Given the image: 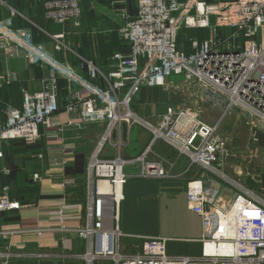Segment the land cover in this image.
<instances>
[{
    "label": "built area",
    "instance_id": "obj_1",
    "mask_svg": "<svg viewBox=\"0 0 264 264\" xmlns=\"http://www.w3.org/2000/svg\"><path fill=\"white\" fill-rule=\"evenodd\" d=\"M79 1L42 0L44 17L58 24L77 20ZM121 12L124 22L117 35L128 51L113 52L105 72L89 60L71 65L57 59L45 45L33 42L26 29L0 19V50L8 57L22 55L31 65L46 66L53 73L44 79L42 90L22 93L21 107L5 104L0 109V158L6 143H35L43 137L42 129L59 133L93 124L101 130L87 155L88 195L82 211L72 212L80 208L61 198L55 226L34 231L39 236L73 233L85 242L86 250L69 257L84 259L86 264H264V200L246 188L224 200L220 188L210 183L211 175H225L219 167L228 155V144L219 131L220 118L209 124L200 116L203 103L210 101L214 108L223 103L222 115L239 110L250 117L253 142H259L264 133V0H136L135 15ZM183 29H205L208 35L202 40L190 37L186 51L178 42ZM51 38L63 45V34ZM170 76L181 77L180 87L174 89L187 87L195 102L170 106L155 122L133 111L132 101L142 87L167 86ZM55 77L67 85L63 106L57 100ZM12 78L7 72L0 73V88ZM122 124L148 130L149 144L132 158L101 157L112 132ZM159 140L176 151L174 160L159 155L149 159ZM259 155L264 160V153ZM181 156L187 158L188 168L199 166L210 175L208 180L202 172L186 182L187 206L202 222V249L195 256L169 254L165 237L128 235L118 226L119 203L128 178L124 167L139 164L141 178H173L172 169ZM40 177L34 173L32 180ZM64 182L73 184L74 180L67 177ZM18 208L20 203L9 199L6 191L0 194V214ZM0 234L9 236L7 230ZM121 238L140 239L139 248L122 251ZM206 246L213 251L207 252ZM8 247L0 250V264L27 256Z\"/></svg>",
    "mask_w": 264,
    "mask_h": 264
},
{
    "label": "crops",
    "instance_id": "obj_2",
    "mask_svg": "<svg viewBox=\"0 0 264 264\" xmlns=\"http://www.w3.org/2000/svg\"><path fill=\"white\" fill-rule=\"evenodd\" d=\"M79 3V19L58 24L45 19L42 0H0V19L6 20L9 26L26 29L33 42L45 45L57 59L71 65L78 64L80 59L89 60L105 72L113 52L128 51L127 47L119 44L116 28L124 22L122 9L127 15L136 12V0H124L122 9H119L120 5H114V0H80ZM57 33L63 34V45L56 44L51 38ZM190 34V37L200 40L207 36L205 29L192 30ZM3 72L13 78L0 88V109L5 104L21 107L22 93L42 90L44 79L53 74L46 66L31 65L22 55L8 57L0 50V73ZM83 73H86L85 69ZM55 82L57 100L63 106L68 93L67 85L61 77H55ZM180 84L179 76H170L167 86L142 87L132 101L133 111L152 122L157 121L168 107L180 106L186 99H191L193 93H187V87L184 91L174 89ZM206 107L209 121L202 118L203 113L201 119L213 124L218 120L220 109ZM219 129L222 132L220 124ZM41 132L43 137L35 143L14 140L3 146L0 194L6 191L9 199L20 203V208L0 214V233L55 226L56 209L61 198L80 208L72 209V212H81L87 199V155L101 130L90 124L80 130L71 127L59 133L55 129H42ZM58 136L63 138L62 142ZM150 139L148 130L122 124L112 132L111 143L103 147L101 157L109 158L117 154L124 159L135 157L147 147ZM259 143L264 145V133H260ZM152 152L154 154H150L149 159L156 155L166 159L175 156L174 149L160 140L154 143ZM187 166V158L181 156L172 169L175 177L148 179L138 176L139 164L124 167L128 178L122 189L123 199L118 212V226L124 234L162 236L167 239V253L200 255L202 222L187 206L186 182L200 175L203 169ZM34 173L41 176L40 180H32ZM207 175L206 172L208 179ZM67 177L73 178L74 183L66 184L64 178ZM211 177L213 180L210 183L220 188L224 200L240 191L231 184L235 181L223 183ZM8 245L9 250L23 252L27 256L10 259L7 264H86L84 259L69 257L86 250L85 242L70 232L55 231L42 236L37 232H19L11 237L0 234V250ZM41 250L50 253L38 256L36 251ZM206 251H213L212 246H206Z\"/></svg>",
    "mask_w": 264,
    "mask_h": 264
},
{
    "label": "rangeland",
    "instance_id": "obj_3",
    "mask_svg": "<svg viewBox=\"0 0 264 264\" xmlns=\"http://www.w3.org/2000/svg\"><path fill=\"white\" fill-rule=\"evenodd\" d=\"M210 1L217 2V0H210ZM115 4L120 5L119 9L122 8L121 5L122 3L117 2ZM117 28H116V37L119 40V44H120L122 43V40H120L119 36L117 35ZM180 34L184 35L185 33L183 32V30H181ZM253 42L254 44H256V41ZM190 102H195V99L193 100L188 99L187 101L183 102L184 103L183 105L190 106ZM208 102H209L208 104H204V103L203 105L200 104L202 105L200 106L201 109L200 116L203 113L202 118L206 121H209L208 117H210V114H207V111H205V108L206 110L208 109L206 106H210L211 108L215 107L210 101ZM216 108L220 109L218 119L220 118V125L222 132L220 131V129L219 131L227 138V144H228L227 146L228 155L226 157L224 156L225 158L223 157L224 158V163H222L223 166L219 167L220 168L219 170L225 175L224 177L216 176L217 179L219 181L221 180L223 183L224 181L226 183L231 182V180L235 181V182H231V184L239 188L238 190L245 191V188L252 190L256 195H258L260 198H262V200H264V160L262 159V156L259 155L261 152L264 153V145H260L261 141L260 143L259 142L256 143L251 140L249 124L252 121L249 120L250 117L246 113H242L239 110L232 111L231 114L222 115L224 108L223 103H221L220 106ZM174 155H176V151L174 152ZM174 157H168L167 161L174 160ZM202 174H206V172L204 171ZM256 187L258 189H256ZM34 230L36 229H30L29 232H35ZM7 231L9 232V237L19 233L18 229L7 230ZM139 241L140 239L137 238H121L120 242L123 245L122 251L136 252V250L139 248V244H138ZM132 244L134 245L131 246ZM14 252H18V251H14ZM36 252L39 255L50 253L49 251L46 250H41Z\"/></svg>",
    "mask_w": 264,
    "mask_h": 264
},
{
    "label": "trees",
    "instance_id": "obj_4",
    "mask_svg": "<svg viewBox=\"0 0 264 264\" xmlns=\"http://www.w3.org/2000/svg\"><path fill=\"white\" fill-rule=\"evenodd\" d=\"M206 1L211 2L210 0H206ZM217 1H218V0H217ZM219 1H228V0H219ZM135 10H136V8H135ZM133 15H135V12L132 14V16H133ZM14 28H19V27H14ZM196 30H197V29H196ZM190 31H192V30L183 29V32H184L185 34L182 35V34L179 33V35H178V42L183 44L184 49L187 48L186 51H189V45H190V43L188 42V38L191 36ZM118 41H119V40H118ZM120 45L126 47L123 43H120ZM39 140H40V139H39ZM39 140H38V141H39ZM12 141H14V140H12ZM17 141H19V140H17ZM9 142H11V141H9ZM9 142H8V143H9ZM23 143H24V142H23ZM256 189H258V188L256 187ZM21 203L24 204V201H23V202L21 201Z\"/></svg>",
    "mask_w": 264,
    "mask_h": 264
},
{
    "label": "bare ground",
    "instance_id": "obj_5",
    "mask_svg": "<svg viewBox=\"0 0 264 264\" xmlns=\"http://www.w3.org/2000/svg\"><path fill=\"white\" fill-rule=\"evenodd\" d=\"M100 187H101L102 189H105V188H106L105 184H103V183L100 184Z\"/></svg>",
    "mask_w": 264,
    "mask_h": 264
}]
</instances>
